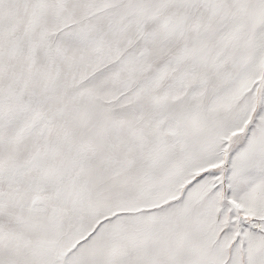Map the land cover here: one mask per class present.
<instances>
[{"label": "snow or ice", "instance_id": "1", "mask_svg": "<svg viewBox=\"0 0 264 264\" xmlns=\"http://www.w3.org/2000/svg\"><path fill=\"white\" fill-rule=\"evenodd\" d=\"M0 264H264V0H0Z\"/></svg>", "mask_w": 264, "mask_h": 264}]
</instances>
